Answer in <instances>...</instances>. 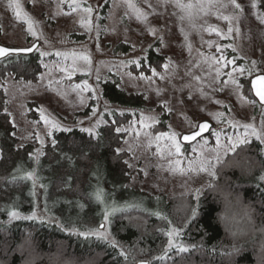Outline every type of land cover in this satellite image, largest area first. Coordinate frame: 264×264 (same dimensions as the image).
I'll use <instances>...</instances> for the list:
<instances>
[{
  "label": "rangeland",
  "instance_id": "374dc122",
  "mask_svg": "<svg viewBox=\"0 0 264 264\" xmlns=\"http://www.w3.org/2000/svg\"><path fill=\"white\" fill-rule=\"evenodd\" d=\"M181 2L197 4L198 0ZM200 2L204 3L205 10L193 9V18L189 20L173 3L162 4L158 0H148V3L131 0L139 12L128 6V0H100V7L97 0H0V45L27 48L39 42L36 52L42 74L38 82L26 84L12 77L0 82L20 143L34 145L33 159L37 161L41 157L36 153L41 149L36 134L43 139L45 147L51 138L47 135L49 131L62 132L51 124L45 125L42 115L62 128H94L96 132L115 115H129L131 121L121 131L127 134L124 144L132 158L133 186L157 197L184 199L188 195L195 200L196 189H201V197L208 183L215 181L206 172L199 171L202 161L218 165L217 151H213L217 141L212 133L219 134L221 145L225 146L218 150L222 160L232 153L225 155L229 137L247 138L248 142L256 140L264 145L253 134L254 129L264 135V106L253 103L235 85L217 82L229 80L226 73L233 72L236 65L251 67L252 61L257 62L256 71H264V24L257 19L264 15L258 6H250L252 0H238L244 9L242 12L228 5V0H214L225 7H208L207 0ZM76 5L80 7L73 11ZM86 6L95 10L91 16L83 11ZM225 15L232 17L231 21L224 20ZM217 31L222 35H217ZM121 44L129 47L127 53L114 52ZM149 48L162 55L164 65L168 64L169 68L162 67L155 76L152 71L148 76L133 74L130 69L139 70ZM41 52L47 55L41 56ZM221 56L227 60L237 58L235 65L225 66L224 60L217 64L212 59ZM195 76L201 80L196 81ZM233 76L240 83L244 79L249 81L247 72L243 75L233 72ZM113 80L126 92L144 93L145 107L130 109L104 99L101 84ZM218 88L222 90L217 91ZM29 104H34L31 107L36 121L28 117ZM164 115L168 117L166 131L161 132L156 128ZM205 120L214 125L207 143L202 139L187 151L181 146V155L172 157L180 163L170 170L167 151L171 142L167 138L156 141V135L189 133ZM97 121L100 124L95 127ZM141 123L147 126L142 127ZM184 211L179 215L184 216ZM35 213L39 221L42 218L56 223L38 208ZM101 224L105 225L101 231L109 233L105 220L91 229ZM133 260V264L147 261L136 256Z\"/></svg>",
  "mask_w": 264,
  "mask_h": 264
},
{
  "label": "trees",
  "instance_id": "16d2710c",
  "mask_svg": "<svg viewBox=\"0 0 264 264\" xmlns=\"http://www.w3.org/2000/svg\"><path fill=\"white\" fill-rule=\"evenodd\" d=\"M256 2L264 15V0ZM128 49L121 44L114 52L127 53ZM163 58L149 48L139 70L130 71L147 76L151 69L160 72L165 63ZM39 64L37 52L28 57L9 56L0 62V82L12 77L26 84L37 83L42 74ZM242 84L244 96L254 101L249 81L244 79ZM101 90L103 98L111 104L136 110L146 105L144 93L126 92L117 80L103 82ZM29 105L28 117L36 121L31 107L34 104ZM7 107V95L0 89V264H23L31 259H35V264H133L134 256L145 258L150 264H261L264 261L261 236L256 232L253 239L252 231L253 227L264 226V193L257 187V177L264 173L262 143L249 141L216 166L214 190L207 188L202 192L198 216L179 238L185 245L197 247L188 253L172 250L163 260H158L156 257L163 255L167 245L169 228H183L190 216L185 206L195 205L197 201L188 195L184 199L157 197L133 186V168L129 167L132 158L124 144L127 134L115 131L127 125L131 117L115 115L108 119L98 129L99 137H89L77 129L71 133L55 132L43 147L44 155L36 161L34 145L20 143ZM167 119L165 115L161 117L158 131H166ZM189 148L184 147V151ZM83 153H87V158ZM32 170H35V185L32 180L20 178ZM98 189L103 190L102 201L93 195ZM132 203H141L147 211L128 208L112 214L108 221L110 236L127 252V261L118 255L117 249L101 240L93 237L85 240L56 226L60 223L69 230L87 231L99 225L104 212L113 205L123 207ZM37 208L55 218L56 223L10 220L7 215L15 210L27 216ZM181 210H185L184 216L179 215ZM156 212L160 213L159 217L153 214ZM231 232L240 235L234 239ZM29 235L31 243L25 245L22 254L17 250L18 245ZM233 244L243 246V250L232 257L220 254L222 248L230 249Z\"/></svg>",
  "mask_w": 264,
  "mask_h": 264
},
{
  "label": "snow or ice",
  "instance_id": "6c2138e0",
  "mask_svg": "<svg viewBox=\"0 0 264 264\" xmlns=\"http://www.w3.org/2000/svg\"><path fill=\"white\" fill-rule=\"evenodd\" d=\"M173 3V5L177 8H179L184 14L185 16L191 20L193 18L194 12L193 9L195 8H199L200 11H204L205 10V5L204 3L200 2V0H198L197 4H192V3H187L184 4L181 2V0H158V3H162V4H166V3ZM145 3H148V0H145ZM208 3V7H225L226 5L224 4H219V3H214V0H207ZM228 5H230L233 9H235L237 12H242L244 9L241 5L240 2H238V0H228ZM12 4H9V7H11ZM100 0H97V7H100ZM128 6L131 8L136 9L138 12L140 11L138 8H136V5L131 3V0H128ZM252 8H256L257 7V3L256 0H252V3L250 5ZM16 7L19 8V5L16 4ZM77 7H80V5H76L75 7H73V11L76 10ZM149 7H151V5L149 4ZM83 11H85L86 13L89 14V16H91L94 13V9L91 6H86L83 8ZM20 13L17 12V16H19ZM185 16H181V19H184ZM223 19L226 21H231L232 17L230 16H223ZM257 19L259 20L260 23L264 24V17H260L257 16ZM194 26V25H193ZM29 31H31V26L29 27ZM181 31L183 32V29H181ZM213 31H216L215 29H213ZM233 31V28L230 26L228 29V32L231 33ZM238 31V29H237ZM150 34L154 35V31H150ZM33 35H35V33L33 32ZM217 35H222L220 32L217 31ZM162 42V40H161ZM211 46V45H209ZM35 44H33L32 47L30 48H25V49H9L7 47H3L0 46V57L6 56L8 55L10 52H32L33 48H35ZM141 51L143 52L144 49H141ZM221 49L220 47H217V52H220ZM235 51V50H234ZM41 56L47 55V53L45 52H41L40 53ZM57 55H60V53H57ZM85 59H87V57H85ZM212 59L216 60L217 64H220L221 60H224V65L227 66L228 64H233L235 65L236 63V59L234 58L233 60H227L225 59L223 56L216 58V57H212ZM163 67L165 69L169 68L168 64L163 65ZM257 69V62L256 61H252L251 62V67H246V66H239L236 65L233 68V72H239L240 75H243L245 72H247L248 74V79H249V83L251 85L250 87V91L254 92L255 97L258 98V100H254L252 101L253 103H259L261 106H264V71H256ZM153 76L156 75V71L155 69H151ZM233 72H229L226 73V75L229 77V80L227 81H217L218 83H223V84H227V83H231L233 85L236 86V88L238 90H242L245 85L240 83L234 76H233ZM216 76L219 77L220 76V71L219 69L216 70ZM143 78V77H142ZM196 81H200L201 77L200 76H195L193 77ZM99 79V78H98ZM79 87V86H77ZM217 91L222 90V89H216ZM191 98V97H189ZM163 106V105H162ZM93 115H95V112H93ZM222 115V114H221ZM44 120L45 125L51 124V127L56 129V130H60V131H64V132H68L71 133L73 131L72 128L67 127V128H62L59 124L54 123L49 121L46 117H44L42 115L41 117ZM81 124H83V121L80 122ZM100 124V121H97V124L95 127H98ZM142 127H146L147 125H143L141 123ZM210 124L207 121L201 122L198 125H195L193 127V130L188 133V134H182V133H176V132H170V133H160L158 135H156L155 139L156 141H160L162 138H167L168 141H170L171 143L168 146V151H167V156L169 157L168 163L170 166V170L176 169V167L179 165L180 161L178 159L173 160L172 157H179L181 155V144H180V139H183L184 141H195L198 137H200L201 139H203L202 134L204 132H208L210 130ZM245 128H249L252 127L251 125H244ZM81 132L83 133H87L89 135V137H99V133L96 132L94 130V128H85V127H81L79 129ZM115 131L119 134L121 132V128L117 127L115 129ZM214 136H216V141H217V148L213 149V151H217V156L215 157L216 159V163H221L222 162V158L219 155V149L221 147H225L224 145H221L220 142V137L219 134L217 133H212ZM253 134L256 135L257 139L261 140L262 142H264V135H261L259 133H256L255 130L253 129ZM48 136H51L52 133L51 131H49L47 133ZM139 135V133H137V136ZM36 140L41 144V149L43 148V144L44 141L43 139H41V137L39 136V134H36ZM53 145H55V141L52 142ZM204 143L206 144L207 141L205 140ZM248 143L247 138L241 139L240 137H237L235 140H233L231 137L228 138V143L226 146V151H225V155H227L228 152H236L238 147L240 145H245ZM149 147H151V141L149 142ZM41 149H37L36 153L39 156L44 155L43 151ZM157 154L161 153V150L159 148V146H157ZM193 151H195V149H193ZM262 154H264V149L261 150ZM117 155L120 154V149L116 150ZM83 155L85 156V158H87V153H83ZM29 157L32 158V153L29 154ZM163 158V157H162ZM127 163V161L125 162ZM132 165H129V167H131ZM216 168V164L211 163L210 161H202L199 167V171L201 172H206L208 174V176H210L212 178V180L216 179L217 173L215 171ZM182 170V169H180ZM191 170V169H190ZM21 169H17V172H20ZM14 179L16 178L15 176L13 177ZM21 179H26V180H32L34 185H35V170L32 171H26L24 172L23 176L20 177ZM258 180V184L257 187L261 188L262 193H264V173H262L259 177H257ZM41 187H43V185H41ZM207 187L209 189L214 190V185L213 183L210 181L207 185ZM201 194V189H196L195 190V195L194 198L197 201V203L195 205H186L185 208L187 211L190 212V216L187 218V220L184 223L183 228L181 227H176V226H171L169 228V231L166 233V235L168 236V242L167 245L164 247L163 249V255L156 257V259L158 260H163L165 258V256L168 255V253L172 250H175L177 253H188L190 251V249H194L197 247V245L193 244V245H185L182 241L179 240L180 236L183 233L184 228L190 227L191 224L195 221V219L198 216V208H199V197ZM95 199L97 201H102L103 198V190L102 189H98L93 193ZM128 208H136V209H140L141 211H147L146 209H144L142 207L141 203H132V204H127L123 207H117L115 205H113L111 207V210L108 211L106 210L104 212V220L105 222L109 221V217L118 212V211H125ZM156 216H160L159 212L153 213ZM8 217L10 218V220H35L37 219L36 213L33 212L31 215H22L20 212L15 211V210H10L7 212ZM246 216L249 215L248 212L245 213ZM164 219H167V217H163ZM52 220V222H55V218H50ZM42 222L43 219L41 218ZM169 225H171V221H168ZM56 226L62 230V231H68L70 235H76L79 237H83L85 240L91 238V237H95L98 240H101L105 243H107L110 247H112L113 249H117L118 250V255L120 257H123L125 259V261H127L128 259V254L127 252L123 249V247L119 244V242L117 240H115L114 238H110V233H108L106 230L101 231L102 229H105V225L101 224L99 226V228L97 229H89L87 231H78L75 228L72 229H67L63 224L57 223ZM253 231V239H255V233L259 232L260 236H261V241H260V249L261 251H264V226L259 227L258 229L253 227L252 229ZM246 234V233H245ZM231 235L233 236V238H237L238 235H240V233L237 232H231ZM31 243V237L26 236L23 238V243H21L20 245H18L17 250L21 251V253L23 254V251L25 249V245H29ZM243 250V246H237L236 244H233L232 247L230 249L228 248H222L220 250V254L222 256L225 257H232L234 254H239L241 251ZM23 264H35V259H31V260H24ZM140 264H147L146 261H140ZM261 264H264V261H261Z\"/></svg>",
  "mask_w": 264,
  "mask_h": 264
},
{
  "label": "water",
  "instance_id": "95a60500",
  "mask_svg": "<svg viewBox=\"0 0 264 264\" xmlns=\"http://www.w3.org/2000/svg\"><path fill=\"white\" fill-rule=\"evenodd\" d=\"M39 42H34V44H35V48H33V51L32 52H15V51H13V52H10L8 55H6V56H3V57H0V62L1 61H3V60H5L7 57H9V56H25V57H28V56H32V55H34V53H36V51L38 50V47H39V44H38ZM1 46V45H0ZM3 46V45H2ZM33 46V44L30 46V47H32ZM3 47H6V46H3ZM30 47H27V48H30ZM7 48H9V49H25V48H10V47H7ZM249 89H250V87H251V85H250V83H249ZM251 95H252V97L254 98V100H258V98L257 97H255V95H254V92H252L251 91ZM257 104H258V106H261L258 102H257ZM206 121V120H205ZM201 122H204V121H201ZM200 122V123H201ZM209 124H210V130L208 131V132H204L203 134H202V136H203V139H206L210 134H211V132L213 131V129H214V125L211 123V122H209V121H207ZM199 124V123H198ZM197 124V125H198ZM190 133V132H189ZM184 134H188V133H185L184 132ZM199 140H202L200 137H198L195 141H184L183 139H180V144H181V146H183V147H191V146H194L195 144H197L198 142H199ZM147 262V264H150L148 261H146ZM135 264H140V261H138V262H136Z\"/></svg>",
  "mask_w": 264,
  "mask_h": 264
}]
</instances>
